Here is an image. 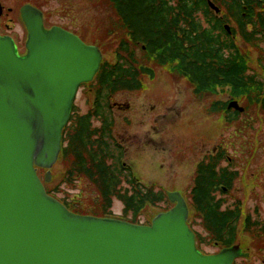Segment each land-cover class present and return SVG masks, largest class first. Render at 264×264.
<instances>
[{"label": "flooded vegetation", "instance_id": "af4514ba", "mask_svg": "<svg viewBox=\"0 0 264 264\" xmlns=\"http://www.w3.org/2000/svg\"><path fill=\"white\" fill-rule=\"evenodd\" d=\"M105 1L110 4L112 16L125 37L112 54V62H107L110 69L106 73L113 79L126 77L135 84L113 94L95 92L98 79L81 85L68 126L73 135L80 121L78 116L96 111L90 118V127L92 129L96 123V137L104 136L105 132L104 140L108 141L110 149L122 157V171L129 175L130 182H122V186L154 189V184L136 174L132 164L126 166L123 162L126 150L117 141L119 123L115 112L128 111L130 106L120 105L115 99L123 94L145 92L148 87L143 82L145 79L155 81V69L163 70L167 77L182 85L155 87L151 91L149 88L150 111L160 112L153 120L154 125L163 122L167 126L168 121L173 124L176 119L183 120V109L190 108L191 103L200 105L202 114L207 117L219 116L226 126L241 121L249 104L257 107L264 121V0H129L126 6L119 5L117 0H113L115 3ZM249 48L261 53L254 58L247 51ZM101 55L100 68L106 64ZM252 62L259 71L252 68ZM102 72L99 69L98 73ZM248 78L252 79L250 85H247ZM84 92L92 95L91 107L86 114L76 115V101ZM183 99H189V105H182ZM170 101L173 106H169ZM243 101H247L244 107ZM231 103H236L243 112L230 109ZM174 111L175 118L168 119L166 114ZM150 133L157 139L162 135L155 128ZM146 143L155 147L159 144L150 137ZM131 150L134 153L133 147ZM201 155L197 156L189 181L182 182L183 188L179 185L181 188L176 191L186 205V224L194 235L197 251L211 256L236 247L243 256L233 264L248 263L253 258L251 253H256L264 264V200L254 206L248 205V192L243 191L245 186L235 187L239 174L228 167L233 160L220 147ZM131 159L133 161V157L130 163ZM222 163L226 166L222 167ZM214 171L218 178L224 176L226 180L217 185L203 181L210 179ZM163 205L166 211L175 206L170 202ZM247 245L254 247L245 248Z\"/></svg>", "mask_w": 264, "mask_h": 264}, {"label": "water", "instance_id": "95a60500", "mask_svg": "<svg viewBox=\"0 0 264 264\" xmlns=\"http://www.w3.org/2000/svg\"><path fill=\"white\" fill-rule=\"evenodd\" d=\"M20 16L26 54L0 36V264H233L242 257L236 247L198 252L176 193L168 194L175 207L149 227L78 216L47 195L38 170L48 183L77 90L93 80L102 57L67 31L46 30L37 9L26 5ZM229 108L243 112L236 103Z\"/></svg>", "mask_w": 264, "mask_h": 264}, {"label": "rangeland", "instance_id": "374dc122", "mask_svg": "<svg viewBox=\"0 0 264 264\" xmlns=\"http://www.w3.org/2000/svg\"><path fill=\"white\" fill-rule=\"evenodd\" d=\"M0 3L4 10L0 18V33L13 38L21 54H24L27 32L21 21L19 10L26 4L37 7L43 13L46 29L58 26L77 36L85 45L96 46L103 54L106 63L112 62V54L125 38L112 16L110 4L105 0H0ZM247 51L253 54L254 58L261 53L251 48ZM253 67L259 71L252 62ZM155 74L154 82L144 80V86L148 87L145 92L140 95L123 94L115 99L120 105L130 106L128 111L115 112L119 123L116 131L121 137V139L118 137L117 141L121 142L126 150L123 160L126 166L132 164L139 177L154 184L155 191L176 192L179 187L183 188L182 182H188L191 178L197 156L200 158L202 152L220 147L228 154L229 159L233 160L231 167H228L239 174L235 187L245 186L243 191L248 192V205L254 206L256 202L259 203V200H264V121L257 107L251 104L246 106L247 101L241 102L243 107H247L246 114L238 123L226 126L219 116L207 117L204 113L202 114L200 105L196 103L189 105V99H183L182 105L185 103L190 107L183 109V120L176 119L173 124L168 121L167 126L163 122L154 125L153 120L159 116L160 112L150 111L151 102L147 94L149 88L151 91L155 87L164 89L167 86L182 85L177 80L167 77L163 70L155 69ZM91 101L92 95L82 93L76 101L75 114H86L91 107ZM169 106H173L171 101ZM179 106L180 104L177 107ZM171 114H166V117L175 118L176 111ZM93 126L96 127V123ZM94 127L92 129H95ZM153 128L161 132L160 139L150 133ZM148 136L153 141H158L160 145L148 146L146 143ZM133 138L136 139L133 140ZM132 147L134 153L131 150ZM135 151H139L138 154ZM130 157H133L131 163L129 162ZM224 166L226 163H222V167ZM68 167L69 163L64 164L60 160L56 162L50 170V180L47 186L58 188L62 197L80 206V215L96 214L93 209L95 208L93 205L99 199L96 189L83 178L73 180L71 185L65 184L63 176ZM46 173L47 171L44 170L39 171L42 181ZM124 189L125 184L122 186V190ZM162 211H164L162 206L148 207L138 219L142 223L151 224ZM111 212L114 216L121 218L123 205L114 200ZM253 247L254 245L245 246L251 249ZM251 258L247 261L248 263L244 264H261L256 253H251Z\"/></svg>", "mask_w": 264, "mask_h": 264}, {"label": "trees", "instance_id": "16d2710c", "mask_svg": "<svg viewBox=\"0 0 264 264\" xmlns=\"http://www.w3.org/2000/svg\"><path fill=\"white\" fill-rule=\"evenodd\" d=\"M113 1V0H112ZM119 5H129V0H117ZM115 3V1H113ZM110 67L108 64H102L96 79L99 86L95 87V92L101 93L107 91L114 93L116 90L128 89L134 85L132 80L126 77L111 78L106 73ZM119 69H122L121 67ZM252 84V79L248 78L247 85ZM96 111L89 112L85 116H78L79 124L73 135H70L71 129L68 127L63 131V146L60 154V162L69 163L65 170L63 180L65 184L71 185L75 179H86L94 186L98 193V202L93 206L96 217L112 216L113 201L117 200L123 205L122 217L132 224H138L139 216L146 207H157L163 203V194L151 190L128 189L122 190V182H129V175H125L120 164L121 156H117L105 141L104 136H97L96 129L90 127V118L95 116ZM105 141V142H104ZM218 161L216 162V165ZM211 178H204L203 181L210 184H221L226 180L224 176H219L211 172ZM44 183V181H43ZM46 193L49 196L61 202L67 210L75 214H81L75 203H71L65 197H62L58 188H50L44 183ZM92 215V216H93ZM91 216V215H90Z\"/></svg>", "mask_w": 264, "mask_h": 264}]
</instances>
